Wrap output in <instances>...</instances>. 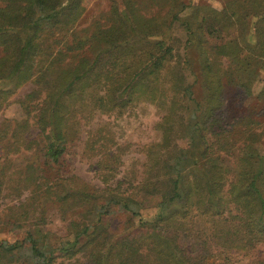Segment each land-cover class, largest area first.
I'll return each mask as SVG.
<instances>
[{
	"label": "trees",
	"instance_id": "1",
	"mask_svg": "<svg viewBox=\"0 0 264 264\" xmlns=\"http://www.w3.org/2000/svg\"><path fill=\"white\" fill-rule=\"evenodd\" d=\"M91 1L0 0V109L34 84L19 99L23 117L0 123V146L8 155L43 143L52 165L90 125L86 146L99 156L103 183L65 176L48 184L47 198L67 204L72 239L51 244L28 231L23 241L1 240L0 264L25 247L27 264H237L264 251V128L256 118L264 113V0H224L220 10L192 0H112L78 28ZM229 87L254 101L247 114L230 119ZM143 99L163 110L160 139L143 146L139 177L116 178L122 147L92 124ZM147 207L157 209L151 220L141 218ZM116 215L125 216L120 231L111 226ZM254 258L249 264H264V254Z\"/></svg>",
	"mask_w": 264,
	"mask_h": 264
},
{
	"label": "rangeland",
	"instance_id": "2",
	"mask_svg": "<svg viewBox=\"0 0 264 264\" xmlns=\"http://www.w3.org/2000/svg\"><path fill=\"white\" fill-rule=\"evenodd\" d=\"M111 1L92 0L78 28L90 26L98 15L109 8ZM199 2H206L219 10L225 5L224 0H192V3ZM176 33L181 39L185 38L183 28L178 27ZM259 85L256 84V87ZM33 87V83H26L9 96L8 102L0 109V123L4 120H17L23 117L19 99ZM226 103L230 119L247 114L254 105L252 99L244 98L240 90L231 87L227 90ZM162 115L163 110L158 104L143 99L121 115L113 113L97 116L94 119L92 125L99 121L114 137V143L122 147L120 150L123 152L120 151V154L124 164L120 166L114 177L125 179L126 176H132L133 173L138 177L141 175L145 162L143 146L160 139L157 124ZM256 118L261 122L260 127L264 128V113L256 114ZM89 129L90 125L84 126L83 132L76 141L69 144V148L60 162L52 165L45 164V159L38 149L43 143L35 145L34 149L23 147L20 151L11 152L8 155L0 146V241L6 240L8 243L23 241L28 231L51 244L63 243L72 239L73 235L70 233L67 220L70 212L66 217L62 212L67 204L62 201L53 203L49 199L53 196L48 195L47 198L45 190L48 184L65 176H74L78 183L82 185L85 182L88 183L87 187L103 186L101 172L98 171L96 165L99 156L94 157L86 146ZM31 132L32 137L37 135V130L31 128ZM112 146L115 148L114 144ZM32 165L38 170H34ZM33 176L37 178L35 181L42 186L36 192L34 191L35 183L29 186V178H33ZM24 180H28V182ZM69 203L71 202L69 201ZM156 213V208L147 207L142 211L141 218L151 220ZM124 219V215H116L110 221L111 226L120 231ZM25 248L14 252L15 256L12 262L9 263L7 257L4 263L27 264ZM263 254V248L259 247L250 254L241 256L237 264H249L255 259V256L257 259H261ZM59 261H63L64 264L80 263L76 259L66 257Z\"/></svg>",
	"mask_w": 264,
	"mask_h": 264
}]
</instances>
